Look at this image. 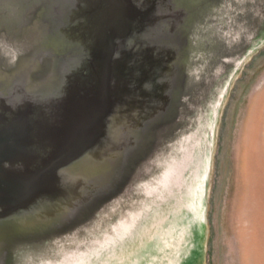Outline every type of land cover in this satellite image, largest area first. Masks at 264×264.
Instances as JSON below:
<instances>
[{
    "label": "water",
    "instance_id": "obj_1",
    "mask_svg": "<svg viewBox=\"0 0 264 264\" xmlns=\"http://www.w3.org/2000/svg\"><path fill=\"white\" fill-rule=\"evenodd\" d=\"M263 33L264 0H0V264L22 263L12 254L118 175L132 196L173 180L183 156L163 176L132 170L179 130L183 106L222 94ZM138 216L103 241L129 238Z\"/></svg>",
    "mask_w": 264,
    "mask_h": 264
},
{
    "label": "rangeland",
    "instance_id": "obj_2",
    "mask_svg": "<svg viewBox=\"0 0 264 264\" xmlns=\"http://www.w3.org/2000/svg\"><path fill=\"white\" fill-rule=\"evenodd\" d=\"M217 16L212 12L209 27ZM221 81L222 94L213 90L202 111L183 106L179 130L132 170L145 179L163 176L183 156L173 180L132 196L133 178L125 184V173L116 176L83 212L12 254L24 260L19 264H264V35ZM149 161L157 167L144 174ZM133 213L140 220L129 238L103 241ZM250 235L260 263L246 251Z\"/></svg>",
    "mask_w": 264,
    "mask_h": 264
},
{
    "label": "bare ground",
    "instance_id": "obj_3",
    "mask_svg": "<svg viewBox=\"0 0 264 264\" xmlns=\"http://www.w3.org/2000/svg\"><path fill=\"white\" fill-rule=\"evenodd\" d=\"M258 127V126H257ZM256 131V130H255ZM255 136V135H254ZM252 146V142L250 141V144L248 145V148L249 147H251ZM250 153V152H249ZM252 154H254V153H252ZM261 157V156H260ZM249 158V157H248ZM254 234V233H253ZM252 234V235H253ZM250 238H249V245L246 247V251L248 252V253H250V252H252V253H254L255 254V256H257V258H258V260H259V263H260V261H261V255H262V253H261V251H259V249L257 248V245H256V241H250V239H252L253 240V236H249Z\"/></svg>",
    "mask_w": 264,
    "mask_h": 264
}]
</instances>
